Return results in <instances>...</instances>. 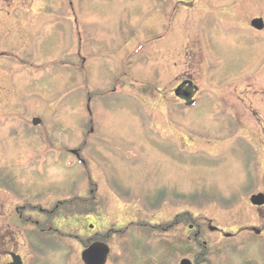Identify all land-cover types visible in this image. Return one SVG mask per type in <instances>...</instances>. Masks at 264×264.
<instances>
[{
    "label": "rangeland",
    "instance_id": "1",
    "mask_svg": "<svg viewBox=\"0 0 264 264\" xmlns=\"http://www.w3.org/2000/svg\"><path fill=\"white\" fill-rule=\"evenodd\" d=\"M25 5L41 11L28 27L11 16ZM0 9V264H83L90 238L105 264H264L249 202L264 193V28L249 27L264 0ZM185 73L198 105L183 111L166 88Z\"/></svg>",
    "mask_w": 264,
    "mask_h": 264
},
{
    "label": "flooded vegetation",
    "instance_id": "2",
    "mask_svg": "<svg viewBox=\"0 0 264 264\" xmlns=\"http://www.w3.org/2000/svg\"><path fill=\"white\" fill-rule=\"evenodd\" d=\"M15 8L18 9L19 13H16L15 11L12 12L11 16L16 14V17L13 18V22H20V20H23V21H25V24L22 22H20V23L24 27H28V26H31L34 24L33 20L35 17L34 18L31 17L32 16L31 12H30L31 10L32 11L34 10V12H35L34 14L41 12L39 7L20 6V7H15ZM25 10L28 12H26ZM2 12H4V11H0V13H2ZM5 12H7V11H5ZM9 14H11V13H9ZM9 14L7 13L8 16H9ZM27 14L29 17H27ZM26 18H27V20H26ZM176 78H177V80H176L175 85L171 88L170 87L166 88L168 90L167 94L169 96H171V98L174 100L173 102H169V104L170 105H180L181 109H184V108L187 109V108L191 107L192 105H198V96H197L198 89H197L196 82H193V80L186 73L180 74V75L176 76ZM93 200H94V197H90V198L88 197L89 202H92ZM55 206H57V205H55ZM16 209L17 208H15V211H14L15 213H17ZM18 217L20 218L21 214L18 215ZM86 217L91 218L92 215L88 212L86 214ZM93 220H95V219H93ZM94 226H95V224L94 225L89 224L90 231L93 232ZM212 227H213V225H211V224L207 225L208 231H210L211 233H216L217 235L224 234V238H226V239H229L231 237V236H225V233L220 231V229L218 227H216V226L214 228H212ZM43 230L44 229H40V231H43ZM188 230H189V232H193L192 236H193V239L195 241L202 236L201 227L195 226L194 224H189ZM47 231L53 232L51 230H47ZM54 232L60 234L61 238L68 237L67 233L65 234L63 232L58 231L57 229H54ZM93 233L95 234V232H93ZM90 241L92 242L94 240L92 238L87 239V242H90ZM200 243L205 244L203 241H201ZM10 261H11V259H9V261H7L5 263H9ZM22 261H23V259H22ZM5 263H3V264H5ZM194 264H202V263L195 262Z\"/></svg>",
    "mask_w": 264,
    "mask_h": 264
},
{
    "label": "water",
    "instance_id": "3",
    "mask_svg": "<svg viewBox=\"0 0 264 264\" xmlns=\"http://www.w3.org/2000/svg\"><path fill=\"white\" fill-rule=\"evenodd\" d=\"M252 25L258 29L262 27L261 20H253ZM40 122L38 118H34L32 120L33 125H37ZM250 201L253 205H262L264 203V196L262 194L253 195L250 198ZM258 232V231H257ZM108 247L99 242H95L91 244L88 248H86L82 254L81 258L84 264H104L106 261V256L108 254ZM13 264H20L13 263ZM180 264H190L188 260H182Z\"/></svg>",
    "mask_w": 264,
    "mask_h": 264
}]
</instances>
